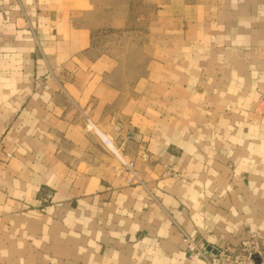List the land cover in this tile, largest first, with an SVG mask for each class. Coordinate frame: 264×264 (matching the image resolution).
I'll return each instance as SVG.
<instances>
[{"label":"crops","instance_id":"crops-1","mask_svg":"<svg viewBox=\"0 0 264 264\" xmlns=\"http://www.w3.org/2000/svg\"><path fill=\"white\" fill-rule=\"evenodd\" d=\"M135 2L0 0V264H205L184 234L264 235V0Z\"/></svg>","mask_w":264,"mask_h":264},{"label":"built area","instance_id":"built-area-1","mask_svg":"<svg viewBox=\"0 0 264 264\" xmlns=\"http://www.w3.org/2000/svg\"><path fill=\"white\" fill-rule=\"evenodd\" d=\"M89 126L98 134L102 144L107 147L120 162V172L129 183L138 181L133 161L124 157L114 146L109 134L98 132L89 121ZM176 177V175H174ZM185 253L188 260L196 257L203 259L205 264H264V235L249 231L246 239L238 247H221L212 251L211 247L198 241L195 235L184 234Z\"/></svg>","mask_w":264,"mask_h":264},{"label":"rangeland","instance_id":"rangeland-1","mask_svg":"<svg viewBox=\"0 0 264 264\" xmlns=\"http://www.w3.org/2000/svg\"><path fill=\"white\" fill-rule=\"evenodd\" d=\"M131 4H132L131 9H133V8L134 9H138V10H140V9H146L147 10L148 9V7H146V6L144 7L140 3H136L135 0H131ZM129 30H131V28L124 29L123 31H120V29H111V28L97 29V30L93 31L94 41L96 42V45L98 47H101L104 50L106 49V50L110 51V49L112 47H114L112 50H115L116 48H119V50H116V52H120L121 51L122 54H125V55L127 54L128 56H130V58H135L137 56V54H136V50L137 49H132V48L137 46V42L138 41L135 40L136 37L134 35H132L131 33H128ZM126 49H128V51H126ZM122 50H124V51H122ZM139 53H140V50H139ZM86 120H87V116H86ZM87 124H88V122H87ZM88 129L92 130L98 136V134L96 133V131L93 128H91L89 126ZM174 175H176V177ZM165 176L174 177L175 179H178L180 181H185L184 177L175 174L173 171H166L164 173V177Z\"/></svg>","mask_w":264,"mask_h":264},{"label":"bare ground","instance_id":"bare-ground-1","mask_svg":"<svg viewBox=\"0 0 264 264\" xmlns=\"http://www.w3.org/2000/svg\"><path fill=\"white\" fill-rule=\"evenodd\" d=\"M97 130V129H96ZM98 132H100L99 130H97Z\"/></svg>","mask_w":264,"mask_h":264}]
</instances>
